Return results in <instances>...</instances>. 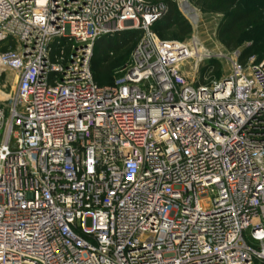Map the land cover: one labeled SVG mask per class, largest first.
<instances>
[{"label": "built area", "instance_id": "built-area-1", "mask_svg": "<svg viewBox=\"0 0 264 264\" xmlns=\"http://www.w3.org/2000/svg\"><path fill=\"white\" fill-rule=\"evenodd\" d=\"M168 10L0 0V264L264 262V58L189 81L190 45L151 30ZM136 29L99 85L96 41Z\"/></svg>", "mask_w": 264, "mask_h": 264}, {"label": "rangeland", "instance_id": "rangeland-1", "mask_svg": "<svg viewBox=\"0 0 264 264\" xmlns=\"http://www.w3.org/2000/svg\"><path fill=\"white\" fill-rule=\"evenodd\" d=\"M152 3L165 2L176 4V7L183 15L184 19L192 26V33L187 36L179 35L177 26H170L168 29L153 27L154 33L160 39L178 40L190 45V51L195 56L184 64V70L189 81L196 83L210 82L227 76L232 69L233 63L240 55L246 56L242 65L245 68L253 63H259L264 58V0H238V3L248 9H256L255 21L247 23V27L242 29L240 38L231 40L237 46L229 47L225 41L229 38L220 37L221 25L226 21L228 13V3L221 0H146ZM188 8L183 6L186 4ZM191 7V8H190ZM191 10V11H190ZM132 30H124L105 37H117L119 33H126ZM141 36L130 46L121 52L114 54L112 63L116 65V70L110 81L117 79L130 62L132 53L143 37ZM196 50V51H195ZM197 52V53H196ZM97 51L93 60V66L97 65ZM111 55V53H109ZM20 75L15 71L0 72V107L8 108L12 105L13 99L18 90Z\"/></svg>", "mask_w": 264, "mask_h": 264}, {"label": "trees", "instance_id": "trees-1", "mask_svg": "<svg viewBox=\"0 0 264 264\" xmlns=\"http://www.w3.org/2000/svg\"><path fill=\"white\" fill-rule=\"evenodd\" d=\"M221 2L228 3V13L226 14V21L221 25L220 37L229 38L230 41H225L226 44L229 47H234L237 46V44L234 43L235 41L232 43L231 40L239 39L242 29L247 27V23L254 22L260 11L242 6L238 3V0H221ZM168 7L169 10L167 14L156 22L151 27V30L154 32L153 27L168 29L170 26H177L179 35H190L192 33V26L184 19L183 15L179 13L176 4H170ZM141 31L142 30L136 29L126 33H119L117 37L111 38L103 36L96 41L92 59V71L94 79L99 85H111L116 81V79L110 81L116 70V65L112 63L113 57L111 56L121 52L124 48L135 42L141 36ZM95 50L97 51V65L94 67L93 60ZM109 53H111V55H109ZM239 57L241 59L239 62L242 63L246 56L241 53ZM255 264H264V262L256 260Z\"/></svg>", "mask_w": 264, "mask_h": 264}, {"label": "bare ground", "instance_id": "bare-ground-1", "mask_svg": "<svg viewBox=\"0 0 264 264\" xmlns=\"http://www.w3.org/2000/svg\"><path fill=\"white\" fill-rule=\"evenodd\" d=\"M185 8H188L186 5H185ZM191 11V10H190ZM196 51V50H195ZM197 53V52H196Z\"/></svg>", "mask_w": 264, "mask_h": 264}]
</instances>
